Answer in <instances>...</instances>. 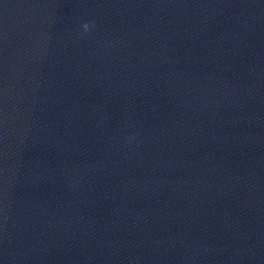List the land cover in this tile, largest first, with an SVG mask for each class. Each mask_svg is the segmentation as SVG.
Instances as JSON below:
<instances>
[{
	"label": "clouds",
	"instance_id": "clouds-1",
	"mask_svg": "<svg viewBox=\"0 0 264 264\" xmlns=\"http://www.w3.org/2000/svg\"><path fill=\"white\" fill-rule=\"evenodd\" d=\"M89 24L88 23H85L84 25H83V28H84V30L85 31H88L89 30Z\"/></svg>",
	"mask_w": 264,
	"mask_h": 264
}]
</instances>
